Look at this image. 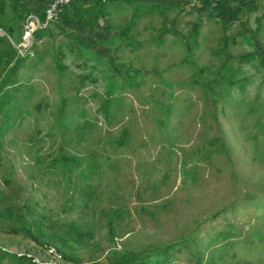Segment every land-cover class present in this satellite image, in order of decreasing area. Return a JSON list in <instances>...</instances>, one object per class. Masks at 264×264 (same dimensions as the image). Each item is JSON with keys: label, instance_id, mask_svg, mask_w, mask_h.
Instances as JSON below:
<instances>
[{"label": "rangeland", "instance_id": "374dc122", "mask_svg": "<svg viewBox=\"0 0 264 264\" xmlns=\"http://www.w3.org/2000/svg\"><path fill=\"white\" fill-rule=\"evenodd\" d=\"M258 4L225 26L190 1L149 9L132 25L126 4L92 27L51 23L0 115L3 264H17L12 255L22 251L61 254L45 233L70 236L71 224L86 234L65 247L80 260L70 264H117L125 252L135 264L170 244L164 264H264ZM3 10L0 23H13ZM5 210L40 222V240Z\"/></svg>", "mask_w": 264, "mask_h": 264}, {"label": "trees", "instance_id": "16d2710c", "mask_svg": "<svg viewBox=\"0 0 264 264\" xmlns=\"http://www.w3.org/2000/svg\"><path fill=\"white\" fill-rule=\"evenodd\" d=\"M33 1V0H31ZM9 2V3H8ZM27 0H0V12L4 14V7L9 6V9H11V15L12 17H15L13 23H0L1 26H3L4 30L6 31V36H1L0 40L5 43V49L2 51L0 55V63L5 64V68L0 70V115L4 111V109L10 105L8 104L9 101L7 100L8 95L11 93V88L9 87L11 84L17 83V80L14 82L11 80L12 77H15L17 74V71L21 67L24 66V62L27 60L24 57H20L18 55L17 50L14 48L13 44L9 41L7 38L10 36L12 39H15L17 37V26L21 28V23L24 20L25 16L30 13L31 11H40L42 8L39 1L34 0L32 2L33 4L26 3ZM188 3V1L184 0H170L167 1V4H160L153 1H147V0H73L69 4H66L63 6L61 11V16L58 20L55 21V26L59 27L61 29L66 28L71 23H74L76 26H95L98 24V21L102 18H106L109 16L110 13H112L113 10L117 9L118 6H122L126 4L129 6V9H132L133 17L131 19L130 24L135 23V19L139 18L140 15L143 13H146L149 11V9H159L162 12H164L163 9L167 6H183ZM135 4V5H134ZM258 0H218L215 5L212 4L211 0H201V6L200 10L207 12V15L209 17H212L214 19H217L218 22L223 23L224 26L228 24H232L236 22V19L238 16L245 10V9H256L258 8ZM183 9V8H181ZM141 12V13H140ZM78 27V28H79ZM106 27H110L109 25H106ZM53 28V29H54ZM128 28L123 31V35L127 34ZM120 33H114V37H123ZM52 35V28L47 27L45 29H41L37 32L38 37H48ZM69 36L73 37H79L77 34H69ZM20 37V36H18ZM79 42L87 43L85 40H80ZM129 43L133 44V40L129 39ZM191 43L187 44L189 52L191 51L189 49ZM135 46V45H134ZM39 51L37 50L36 55ZM191 53V52H190ZM253 56V54H247L243 56V58H247ZM262 61H264V58H262ZM59 66L60 63H59ZM225 67V64L223 68ZM228 72L223 75L224 80H228L230 85L235 84L237 81L235 79V73ZM88 76L85 75V78ZM129 85L131 84V78L129 77ZM131 80V81H130ZM128 82V81H127ZM227 91L229 88L227 87ZM66 99H61L62 104H65ZM112 101V99H107L106 103L102 108L104 110H107L109 102ZM1 129V127H0ZM2 215L6 216L8 219H11L15 223H18L20 228L26 232L30 237H32L35 241H39V234H42V227L40 225V222H37L35 219H30L29 217H22L19 213H15L14 211L5 210L2 212ZM35 229L37 230V233H35ZM48 233H45V236L49 239V241L59 242L61 246L58 248L61 252V255L63 258L69 262H78L80 261L78 258L75 257L72 253L65 250V247L70 246L71 239H75L79 241L86 233H83L78 225L71 224L70 231L68 230L66 235H60L58 232H51V230L47 229ZM229 234V233H228ZM227 237V236H225ZM227 244H231V242H228ZM174 247L173 244H170L168 246H164L161 249H158L154 253L147 255L146 257H142L136 261L135 264H164L169 261V255L170 251ZM10 254L0 251V264L4 263V258L8 257L10 259ZM13 258H11V261H14V263L17 264H31L30 261L25 260L24 258H20L18 256L12 255ZM131 256H129V252H125L121 256V260H118L117 264H128ZM213 258H209L208 262L206 264H210L213 262ZM17 260V261H15ZM212 262H211V261Z\"/></svg>", "mask_w": 264, "mask_h": 264}, {"label": "built area", "instance_id": "2783aa9c", "mask_svg": "<svg viewBox=\"0 0 264 264\" xmlns=\"http://www.w3.org/2000/svg\"><path fill=\"white\" fill-rule=\"evenodd\" d=\"M41 4L40 11H31L28 13L21 23L22 34L19 40H12L20 57L27 58V56L35 54L38 47L42 45L43 38L37 36V32L45 29L55 22L61 16V11L64 5L69 4L73 0H37ZM190 3H198L201 0H184ZM215 5L218 0H211ZM44 255L40 251L32 252L22 251L17 253L18 257L28 258L31 264H69L63 261L62 255L57 251L48 248ZM15 253V254H16Z\"/></svg>", "mask_w": 264, "mask_h": 264}, {"label": "crops", "instance_id": "0c3cea01", "mask_svg": "<svg viewBox=\"0 0 264 264\" xmlns=\"http://www.w3.org/2000/svg\"><path fill=\"white\" fill-rule=\"evenodd\" d=\"M27 1H29V0H27ZM147 1H153V2H154V1H157V0H147ZM1 36H4V35H2V34L0 33V37H1ZM0 43H4V42H2V41L0 40ZM4 44H5V43H4ZM5 46H6V45H5ZM24 66H25V63H24ZM24 66H23V67H24ZM21 69H22V67L19 69V71H17L16 76H15V77H12L11 80H12L13 82H14L15 80L18 81V80L20 79L19 72H20ZM14 84H15V83H14ZM14 84H11L9 87H10V88H13V87H14V86H13Z\"/></svg>", "mask_w": 264, "mask_h": 264}]
</instances>
